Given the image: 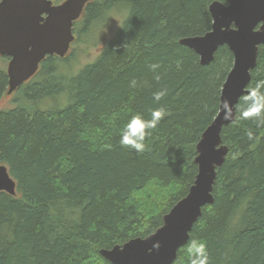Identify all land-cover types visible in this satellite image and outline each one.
Masks as SVG:
<instances>
[{
	"label": "trees",
	"instance_id": "trees-1",
	"mask_svg": "<svg viewBox=\"0 0 264 264\" xmlns=\"http://www.w3.org/2000/svg\"><path fill=\"white\" fill-rule=\"evenodd\" d=\"M214 1L225 2L94 0L82 28L100 24L115 8L126 14L104 51L71 77L59 72L67 60L46 57L18 89L21 103L0 111V165L16 193L0 192V264H111L100 250L161 227L195 180L196 144L218 112L233 64L226 47L202 66L178 43L210 30ZM6 62L0 57V98ZM151 64L159 68L153 72ZM259 79L264 45L249 86ZM164 88L167 95L155 102L152 93ZM62 96L66 105L59 109L31 106ZM160 106L167 115L149 130L142 153L118 144L131 115L149 119ZM237 106L221 132L228 153L216 170L213 203L202 209L173 264H190L193 240L205 244L209 264H264V128L240 119Z\"/></svg>",
	"mask_w": 264,
	"mask_h": 264
},
{
	"label": "water",
	"instance_id": "water-1",
	"mask_svg": "<svg viewBox=\"0 0 264 264\" xmlns=\"http://www.w3.org/2000/svg\"><path fill=\"white\" fill-rule=\"evenodd\" d=\"M88 2L63 0L54 5L51 0H0V57L8 59L7 95L29 81L46 57H66L75 39L73 25ZM208 12L210 30L178 43L193 51L202 66H208L217 50L226 47L233 64L221 88L218 112L196 144L197 175L187 194L163 216L161 227L153 234L99 251L111 264H173L202 209L213 203L216 170L228 153L221 132L235 120L236 105L250 85L258 49L264 45V0L214 1ZM224 100L232 105L230 121L224 120L220 111ZM0 192L16 194L15 182L4 165H0Z\"/></svg>",
	"mask_w": 264,
	"mask_h": 264
},
{
	"label": "clouds",
	"instance_id": "clouds-1",
	"mask_svg": "<svg viewBox=\"0 0 264 264\" xmlns=\"http://www.w3.org/2000/svg\"><path fill=\"white\" fill-rule=\"evenodd\" d=\"M150 68L155 72L159 68V64H151ZM154 78L157 81L160 80L158 74ZM129 86L137 87V80L133 78L129 82ZM166 95L167 89L164 88L153 92L152 98L155 102H159ZM207 107L208 105L204 104V108L207 109ZM237 110L239 111L240 119L252 121L257 129L264 128V79H259L254 85L247 87L242 93ZM220 111L223 113L224 120H232L233 109L230 102L227 100L221 101ZM166 115L167 111L164 106L152 109L149 119H145L140 113L131 115L124 127L120 129L118 144L137 153H142L145 150L144 141L149 134V130L155 129ZM247 137L249 140L254 139V134L251 130L247 132ZM187 252L190 264H209V256L203 242L191 241L187 246Z\"/></svg>",
	"mask_w": 264,
	"mask_h": 264
},
{
	"label": "rangeland",
	"instance_id": "rangeland-1",
	"mask_svg": "<svg viewBox=\"0 0 264 264\" xmlns=\"http://www.w3.org/2000/svg\"><path fill=\"white\" fill-rule=\"evenodd\" d=\"M59 1L54 0L55 3H59ZM115 9L107 11L104 15L105 20H102L100 24H94L87 28H82L80 22L77 24L75 31L76 40L71 44L66 57L63 58V60L67 61L60 63V74L67 77L74 76L83 67L93 63L104 51L107 43L121 29L123 21L126 18L124 10ZM19 93L16 91L11 96L4 94L0 98V111L13 109L18 103H21ZM65 99L63 96L57 99L46 98L39 103H32L31 106L40 110L45 107L48 109H59L66 105Z\"/></svg>",
	"mask_w": 264,
	"mask_h": 264
},
{
	"label": "flooded vegetation",
	"instance_id": "flooded-vegetation-1",
	"mask_svg": "<svg viewBox=\"0 0 264 264\" xmlns=\"http://www.w3.org/2000/svg\"><path fill=\"white\" fill-rule=\"evenodd\" d=\"M52 1V3L54 4V5H57V4H55V2H54V0H51ZM63 1V0H62ZM94 0H89V2L86 4V6L84 7V10H83V12H82V14L80 15V17H79V19L74 23V25H73V30H72V32H73V35H74V38L76 39V34H75V31H76V29H75V24H78L79 22L81 23L82 21H83V19H84V15H85V12H86V9H87V7L89 6V5H91L92 4V2H93ZM21 88V87H20ZM19 89V88H18ZM18 89L16 90V91H18ZM15 91V92H16ZM14 92V93H15ZM14 93H12L11 95H13ZM10 95V96H11Z\"/></svg>",
	"mask_w": 264,
	"mask_h": 264
}]
</instances>
